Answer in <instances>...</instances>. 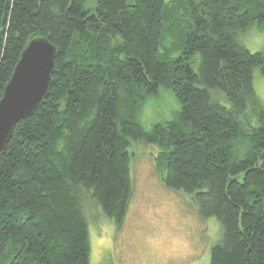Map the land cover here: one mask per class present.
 <instances>
[{"label":"trees","instance_id":"16d2710c","mask_svg":"<svg viewBox=\"0 0 264 264\" xmlns=\"http://www.w3.org/2000/svg\"><path fill=\"white\" fill-rule=\"evenodd\" d=\"M86 3L0 0V99L32 38L57 48L47 95L0 155V264H89L86 200L123 224L136 142L160 148L166 187L219 219L210 264H264V50L243 41L264 30V0ZM160 87L181 110L147 130L138 102Z\"/></svg>","mask_w":264,"mask_h":264},{"label":"rangeland","instance_id":"374dc122","mask_svg":"<svg viewBox=\"0 0 264 264\" xmlns=\"http://www.w3.org/2000/svg\"><path fill=\"white\" fill-rule=\"evenodd\" d=\"M96 4L97 0H87L86 9H94ZM254 86L264 107V73L260 67L254 70ZM223 103L228 104L224 98ZM255 121L259 124L256 116ZM154 125L143 124L147 130ZM132 151L135 186L123 224L118 227L95 200H86L89 264H210L212 247L223 234L219 219L201 218L192 194L164 185L166 169L157 163V145L136 142ZM87 203L91 205L87 207Z\"/></svg>","mask_w":264,"mask_h":264},{"label":"water","instance_id":"95a60500","mask_svg":"<svg viewBox=\"0 0 264 264\" xmlns=\"http://www.w3.org/2000/svg\"><path fill=\"white\" fill-rule=\"evenodd\" d=\"M57 48L47 37L32 38L21 53L0 99V155L15 125L33 115L48 93Z\"/></svg>","mask_w":264,"mask_h":264},{"label":"clouds","instance_id":"9594fccd","mask_svg":"<svg viewBox=\"0 0 264 264\" xmlns=\"http://www.w3.org/2000/svg\"><path fill=\"white\" fill-rule=\"evenodd\" d=\"M245 42L250 48L264 47V30L255 25L250 26L246 32ZM141 96L136 119L142 124L151 125L171 121L181 110V104L175 94L166 87H160L152 93H141Z\"/></svg>","mask_w":264,"mask_h":264}]
</instances>
